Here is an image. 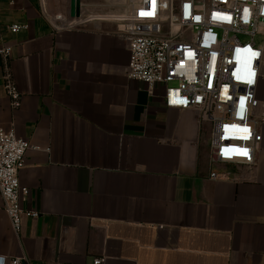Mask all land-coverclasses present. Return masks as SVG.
Returning a JSON list of instances; mask_svg holds the SVG:
<instances>
[{
  "label": "crops",
  "instance_id": "obj_1",
  "mask_svg": "<svg viewBox=\"0 0 264 264\" xmlns=\"http://www.w3.org/2000/svg\"><path fill=\"white\" fill-rule=\"evenodd\" d=\"M67 2L0 0V47L12 49L8 62L0 56V128L33 146L19 175L29 188L21 205L39 214L15 232L0 191V259L264 264V122L253 165L212 163L205 116L166 107L162 86L128 77L123 26L109 20L127 15L80 22ZM260 34L264 49V26ZM257 97L261 117L264 78Z\"/></svg>",
  "mask_w": 264,
  "mask_h": 264
},
{
  "label": "built area",
  "instance_id": "obj_2",
  "mask_svg": "<svg viewBox=\"0 0 264 264\" xmlns=\"http://www.w3.org/2000/svg\"><path fill=\"white\" fill-rule=\"evenodd\" d=\"M121 22L129 46L128 77L162 86L166 107L205 116L212 127V163L253 165L263 141L259 124L264 116L258 117L256 109L264 49L255 37L264 26V0H130V12ZM8 28L19 32L27 25ZM11 51L0 47L5 62ZM4 80L17 107L22 95L9 69ZM32 148L14 129L0 128V191L17 233L25 215L39 216L21 205L29 188L21 185L19 175ZM24 260L11 258L10 264ZM5 261L1 258L0 264Z\"/></svg>",
  "mask_w": 264,
  "mask_h": 264
},
{
  "label": "rangeland",
  "instance_id": "obj_3",
  "mask_svg": "<svg viewBox=\"0 0 264 264\" xmlns=\"http://www.w3.org/2000/svg\"><path fill=\"white\" fill-rule=\"evenodd\" d=\"M70 3L71 0H68L66 3V13L70 15ZM81 17L79 18L80 22H85L88 20L93 19H102V18H95V16H119V15H127L130 12V0H81ZM70 17V16H68ZM60 17L56 16L55 19L59 23L62 22ZM108 19V18H106ZM72 21V19H70ZM70 20H65L67 23H70ZM111 22L115 24L123 25V22L114 20L109 18ZM65 24L66 26L68 24ZM242 40H247L248 37H241ZM255 42L260 44L262 42V35L258 34L255 37Z\"/></svg>",
  "mask_w": 264,
  "mask_h": 264
},
{
  "label": "water",
  "instance_id": "obj_4",
  "mask_svg": "<svg viewBox=\"0 0 264 264\" xmlns=\"http://www.w3.org/2000/svg\"><path fill=\"white\" fill-rule=\"evenodd\" d=\"M70 16L73 19H78L81 17V0H71Z\"/></svg>",
  "mask_w": 264,
  "mask_h": 264
},
{
  "label": "snow or ice",
  "instance_id": "obj_5",
  "mask_svg": "<svg viewBox=\"0 0 264 264\" xmlns=\"http://www.w3.org/2000/svg\"><path fill=\"white\" fill-rule=\"evenodd\" d=\"M243 154H245V155H246V153H243Z\"/></svg>",
  "mask_w": 264,
  "mask_h": 264
}]
</instances>
